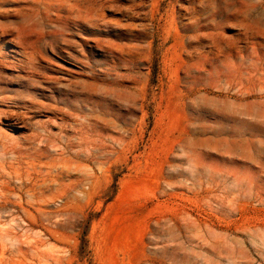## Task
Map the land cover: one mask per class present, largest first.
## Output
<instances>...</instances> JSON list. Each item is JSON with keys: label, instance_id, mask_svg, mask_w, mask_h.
Returning <instances> with one entry per match:
<instances>
[{"label": "rangeland", "instance_id": "374dc122", "mask_svg": "<svg viewBox=\"0 0 264 264\" xmlns=\"http://www.w3.org/2000/svg\"><path fill=\"white\" fill-rule=\"evenodd\" d=\"M0 23L52 61L30 84L0 43V264H264V0H0Z\"/></svg>", "mask_w": 264, "mask_h": 264}, {"label": "bare ground", "instance_id": "6f19581e", "mask_svg": "<svg viewBox=\"0 0 264 264\" xmlns=\"http://www.w3.org/2000/svg\"><path fill=\"white\" fill-rule=\"evenodd\" d=\"M77 9H78L77 16L82 17L81 7L77 6ZM156 13H154V16L156 15ZM3 26L4 25L0 23V43H3L7 39L13 41L15 48L11 49V51L14 52V54L21 57L14 62L12 61L10 64L19 68V70H20L19 72L22 75L21 77H23L24 79L29 81L30 84H33L39 78H44L48 73L49 66H51V64H52L51 59H49V57L44 55L42 53V51L37 50L35 48L36 44H34L32 42L31 43L22 42L23 40L21 39V37L17 33L8 32L5 28H3ZM80 42H81L80 57H81V59H87L88 57L84 51V45H83L85 41L80 38ZM50 45L51 44H49V46ZM1 49L2 48H0V70L5 65V62H7L4 59L5 54H3L1 52ZM75 59H77V58L75 57ZM7 64H9V63H7ZM83 78H84V75L77 74L75 81L69 80L70 86L76 85L80 89L75 94V98L77 99L78 102H80L79 100L86 96V91H85L86 87H85V82L82 81ZM55 81H57V78H55ZM69 91H70V89H69ZM63 100H65V99H63ZM56 111L61 113V114H64L63 116L65 118H66V116L71 115L69 113V111H67V110L56 109ZM76 111H78V109ZM91 157L93 160H97L98 159L97 152H96V154H91Z\"/></svg>", "mask_w": 264, "mask_h": 264}]
</instances>
